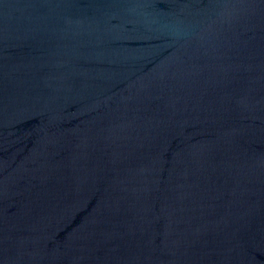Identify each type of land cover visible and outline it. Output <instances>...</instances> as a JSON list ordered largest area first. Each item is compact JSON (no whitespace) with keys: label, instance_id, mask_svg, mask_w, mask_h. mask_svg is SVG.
Returning a JSON list of instances; mask_svg holds the SVG:
<instances>
[{"label":"water","instance_id":"obj_1","mask_svg":"<svg viewBox=\"0 0 264 264\" xmlns=\"http://www.w3.org/2000/svg\"><path fill=\"white\" fill-rule=\"evenodd\" d=\"M0 264H264V0H0Z\"/></svg>","mask_w":264,"mask_h":264}]
</instances>
